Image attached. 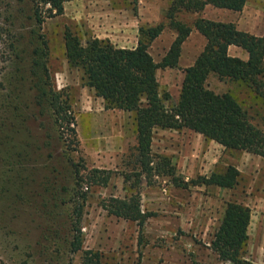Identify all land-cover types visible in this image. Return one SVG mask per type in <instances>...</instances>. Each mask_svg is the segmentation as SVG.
<instances>
[{"label": "rangeland", "instance_id": "1", "mask_svg": "<svg viewBox=\"0 0 264 264\" xmlns=\"http://www.w3.org/2000/svg\"><path fill=\"white\" fill-rule=\"evenodd\" d=\"M45 1L0 0V264H80L83 254H67L51 263L48 259L55 244L46 243L49 254L39 245L50 224L43 207L47 181L58 171L66 174L71 164L62 155L63 148L68 147L65 138L63 142L57 138V126L55 131L52 122L40 115L35 101L36 79L30 69L27 31L34 24L29 16L36 9L44 19L40 24L36 18L35 25L48 41L50 81L68 98L75 117L71 124L75 140L70 142V138L67 143L73 145L70 155L79 171L80 194L74 201L83 206V249L101 252L104 264H193L194 260L235 264L219 259L211 241L227 203L239 202L251 209L243 259L264 264V157L226 149L187 128L157 129L154 155L169 156L177 177L189 186H177L170 176L144 174L136 161L131 113L106 109L103 99L85 85L82 72L66 58L67 27L83 38H107L131 48L138 44L140 26L162 23L163 32L149 47L160 62L177 35L168 17L173 0H67L64 12L54 16L57 10H50L51 5ZM200 15L234 22L239 29L264 36V0H248L241 11L207 5L200 14L182 11L177 17L192 25ZM205 44V36L193 28L182 44L179 67L158 69L161 88L172 97L168 104L178 101L183 69L193 64ZM230 53L247 58L236 46L230 47ZM209 85L217 92L233 91L264 129L263 98L255 99L245 88L216 76L209 78ZM230 164L241 171L234 188L193 182ZM93 169L111 170L108 184L94 182L90 177ZM132 194L139 196L141 209L147 214L143 225L110 210L113 197L128 198Z\"/></svg>", "mask_w": 264, "mask_h": 264}, {"label": "trees", "instance_id": "2", "mask_svg": "<svg viewBox=\"0 0 264 264\" xmlns=\"http://www.w3.org/2000/svg\"><path fill=\"white\" fill-rule=\"evenodd\" d=\"M65 1H45L51 5L50 10H57L51 16L64 12ZM247 1L173 0L168 17L177 35L160 62L154 59L149 47L163 32L165 25L162 23L140 26L138 44L131 48L118 46L107 38H83L72 28L65 29L66 58L71 66L82 72L85 85L103 99L106 109L131 113L137 139L136 161L142 173L170 176L177 186H189V182L177 177L176 167L169 156L154 155L153 140L157 129L187 128L220 143L226 149L245 150L264 157V129L254 121L250 110L233 91L217 92L209 85V78L216 76L245 88L255 99H264V36L239 29L234 22L213 20L200 15L190 25L177 17L182 11L200 14L207 5L241 11ZM29 18L34 22L27 32L31 45L30 69L36 79L35 101L40 108V115L47 117L49 123L52 122L53 129L57 126L60 133L57 138L62 142L65 138L68 147L63 148L62 155L71 164L66 174L58 171L53 179L47 181V196L43 199V207L50 224L45 227L39 245L43 247V252L49 254L45 250L46 243L55 244L50 253L51 258L48 259L51 263L67 254L82 251L80 264H104L101 252L83 249V206L74 201L75 195L80 194L76 177L79 171L75 170L70 155L74 150L73 145L67 143L70 138V142L75 140L76 131L71 127L75 117L70 112L68 98L55 90L50 81L46 64L48 41L40 34V26L35 25L36 18L40 24L44 19L37 9ZM193 28L205 36L206 44L194 63L183 69L185 75L178 101L168 104L172 97L169 91L162 90L157 71L159 68L179 67L182 44ZM231 46L241 48L247 58L232 55ZM43 124L47 126L45 121ZM51 144L52 137L49 141ZM50 157H53L52 153ZM111 173V170L93 169L90 177L94 182L106 185ZM240 177L241 171L230 164L225 169L213 171L209 176H200L193 182L234 188ZM109 206L116 216L138 221L140 225L147 218L137 194L128 198L113 197ZM250 222L251 209L248 206L239 202L227 203L211 241V247L219 259L235 264H252L243 259ZM193 264L207 263L194 260Z\"/></svg>", "mask_w": 264, "mask_h": 264}, {"label": "crops", "instance_id": "3", "mask_svg": "<svg viewBox=\"0 0 264 264\" xmlns=\"http://www.w3.org/2000/svg\"><path fill=\"white\" fill-rule=\"evenodd\" d=\"M194 63V62H193Z\"/></svg>", "mask_w": 264, "mask_h": 264}]
</instances>
